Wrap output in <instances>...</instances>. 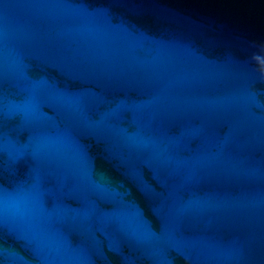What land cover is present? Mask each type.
Segmentation results:
<instances>
[{"label": "water", "instance_id": "water-1", "mask_svg": "<svg viewBox=\"0 0 264 264\" xmlns=\"http://www.w3.org/2000/svg\"><path fill=\"white\" fill-rule=\"evenodd\" d=\"M0 264H264V0H0Z\"/></svg>", "mask_w": 264, "mask_h": 264}]
</instances>
